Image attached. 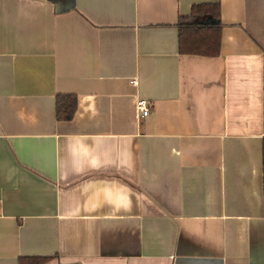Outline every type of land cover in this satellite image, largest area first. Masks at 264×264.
Masks as SVG:
<instances>
[{"label": "crops", "instance_id": "crops-1", "mask_svg": "<svg viewBox=\"0 0 264 264\" xmlns=\"http://www.w3.org/2000/svg\"><path fill=\"white\" fill-rule=\"evenodd\" d=\"M263 145L264 0H0V264H264Z\"/></svg>", "mask_w": 264, "mask_h": 264}, {"label": "trees", "instance_id": "trees-1", "mask_svg": "<svg viewBox=\"0 0 264 264\" xmlns=\"http://www.w3.org/2000/svg\"><path fill=\"white\" fill-rule=\"evenodd\" d=\"M189 18L179 20L180 51L185 54L217 56L220 48V8L218 5L205 4L192 7ZM209 17L213 22L203 24L193 21V17ZM75 96H59L56 101L57 117L59 120H70L76 112ZM264 150V145H263ZM264 166V159H263Z\"/></svg>", "mask_w": 264, "mask_h": 264}, {"label": "built area", "instance_id": "built-area-1", "mask_svg": "<svg viewBox=\"0 0 264 264\" xmlns=\"http://www.w3.org/2000/svg\"><path fill=\"white\" fill-rule=\"evenodd\" d=\"M132 83H135L134 81H132ZM136 106H137V109H138V114L141 118H144L148 115L151 114V111H152V104L149 103V101L147 100H138L136 102Z\"/></svg>", "mask_w": 264, "mask_h": 264}, {"label": "water", "instance_id": "water-1", "mask_svg": "<svg viewBox=\"0 0 264 264\" xmlns=\"http://www.w3.org/2000/svg\"><path fill=\"white\" fill-rule=\"evenodd\" d=\"M213 21L211 20V19H208V20H206L205 22H203V24H210V23H212Z\"/></svg>", "mask_w": 264, "mask_h": 264}]
</instances>
